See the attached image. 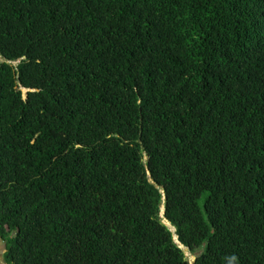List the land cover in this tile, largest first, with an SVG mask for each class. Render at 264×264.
Wrapping results in <instances>:
<instances>
[{"label":"trees","instance_id":"1","mask_svg":"<svg viewBox=\"0 0 264 264\" xmlns=\"http://www.w3.org/2000/svg\"><path fill=\"white\" fill-rule=\"evenodd\" d=\"M0 239L264 264V0H0Z\"/></svg>","mask_w":264,"mask_h":264},{"label":"rangeland","instance_id":"2","mask_svg":"<svg viewBox=\"0 0 264 264\" xmlns=\"http://www.w3.org/2000/svg\"><path fill=\"white\" fill-rule=\"evenodd\" d=\"M25 94V91L23 90V95ZM166 224V223H165ZM171 231L173 232V230L171 229ZM4 242H2V240L0 239V264H5L4 261L2 260V253L4 250ZM185 258L187 259L189 264H193V261L195 259V255L191 254L188 252V250H183Z\"/></svg>","mask_w":264,"mask_h":264},{"label":"clouds","instance_id":"3","mask_svg":"<svg viewBox=\"0 0 264 264\" xmlns=\"http://www.w3.org/2000/svg\"><path fill=\"white\" fill-rule=\"evenodd\" d=\"M25 95V94H24ZM162 215H163V209H161V216L160 217H162ZM163 224L167 227V228H170L169 227V225L168 224H165V222H163ZM173 230V229H172ZM170 231H171V229H170ZM172 232V231H171ZM172 233H174V230H173V232ZM176 239V238H175ZM3 242V241H2ZM175 244H176V242H175ZM179 249L180 250H185L184 248H182L181 246H179ZM6 252V249H5V246H4V250H3V253H2V260L4 261V263L6 264V262H5V260H4V258H3V256H4V253ZM194 262V261H193Z\"/></svg>","mask_w":264,"mask_h":264},{"label":"water","instance_id":"4","mask_svg":"<svg viewBox=\"0 0 264 264\" xmlns=\"http://www.w3.org/2000/svg\"><path fill=\"white\" fill-rule=\"evenodd\" d=\"M26 92H29V91L26 90V91H25V94H26ZM24 99H25V97H24Z\"/></svg>","mask_w":264,"mask_h":264}]
</instances>
